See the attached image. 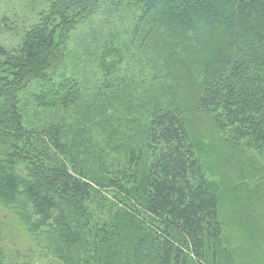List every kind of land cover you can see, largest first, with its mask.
Masks as SVG:
<instances>
[{"label": "trees", "instance_id": "1", "mask_svg": "<svg viewBox=\"0 0 264 264\" xmlns=\"http://www.w3.org/2000/svg\"><path fill=\"white\" fill-rule=\"evenodd\" d=\"M0 32L17 36L0 41V128L15 143L0 151V205L47 255L233 264L186 116L264 154V0H0ZM73 50L93 75L37 101L51 108L37 124L19 94Z\"/></svg>", "mask_w": 264, "mask_h": 264}, {"label": "rangeland", "instance_id": "2", "mask_svg": "<svg viewBox=\"0 0 264 264\" xmlns=\"http://www.w3.org/2000/svg\"><path fill=\"white\" fill-rule=\"evenodd\" d=\"M128 15L125 10L120 16ZM124 25H116L115 29L120 30ZM75 37L73 35L72 40ZM16 40V35L0 32V41L5 45ZM73 43L67 47L73 48ZM73 53L74 50L47 72L49 80L33 81L20 92L21 105L30 120L40 124L43 112L48 113L46 111L51 109L40 108L37 101L48 105L59 97H70V90L77 92L75 79L88 81L93 75L94 66L84 59L77 63ZM117 59L113 53L105 57L108 63ZM179 83L181 92L190 93L188 82L182 80ZM42 94L44 97L37 100ZM186 117L195 152L218 198L219 218L233 264H264V154L226 145L210 117L201 111L189 110ZM1 130L0 151L9 150V146L15 143L10 137L3 136ZM76 137L84 138L83 134L72 138ZM26 165L25 161L18 164L22 174L27 172ZM40 246L26 233L14 214L0 205V247L6 264H58Z\"/></svg>", "mask_w": 264, "mask_h": 264}]
</instances>
